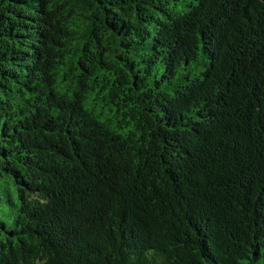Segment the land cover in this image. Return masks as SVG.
<instances>
[{
  "label": "trees",
  "instance_id": "1",
  "mask_svg": "<svg viewBox=\"0 0 264 264\" xmlns=\"http://www.w3.org/2000/svg\"><path fill=\"white\" fill-rule=\"evenodd\" d=\"M0 264H264V0H0Z\"/></svg>",
  "mask_w": 264,
  "mask_h": 264
}]
</instances>
